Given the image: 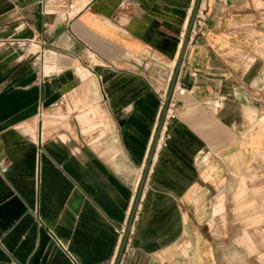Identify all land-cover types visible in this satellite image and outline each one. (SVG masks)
<instances>
[{
  "label": "crops",
  "instance_id": "obj_1",
  "mask_svg": "<svg viewBox=\"0 0 264 264\" xmlns=\"http://www.w3.org/2000/svg\"><path fill=\"white\" fill-rule=\"evenodd\" d=\"M194 3L0 0V264H116ZM198 9L118 264H264V0ZM83 80L114 140L35 133Z\"/></svg>",
  "mask_w": 264,
  "mask_h": 264
},
{
  "label": "rangeland",
  "instance_id": "obj_2",
  "mask_svg": "<svg viewBox=\"0 0 264 264\" xmlns=\"http://www.w3.org/2000/svg\"><path fill=\"white\" fill-rule=\"evenodd\" d=\"M25 45V44H24ZM28 46V45H26ZM27 52H34L36 49L29 47ZM78 61L84 65L92 64L88 62L86 57H78ZM95 80V79H94ZM86 80L82 83H88L87 96L76 88L74 91L68 93L65 97L61 98L57 104L52 107L41 109L39 115L33 121L34 132L36 133L39 123L43 130V139L58 138L66 133L76 136L80 140H88L92 145H95L105 138L106 140H114V132L107 114L101 110V105L98 100L97 84L94 81ZM82 84H80L79 88ZM81 88H84L83 86ZM87 88V86H86ZM90 89V90H89ZM89 95V96H88ZM91 106H94L91 107ZM92 108V109H91ZM89 109V110H87ZM97 112L93 113L94 110ZM87 110V113H86ZM83 111V112H82ZM48 123L47 125H44ZM93 125V127H90ZM87 128V130H86ZM101 148V147H99ZM107 154V150H101V153ZM136 177V176H135ZM133 179V184L135 178Z\"/></svg>",
  "mask_w": 264,
  "mask_h": 264
},
{
  "label": "water",
  "instance_id": "obj_3",
  "mask_svg": "<svg viewBox=\"0 0 264 264\" xmlns=\"http://www.w3.org/2000/svg\"><path fill=\"white\" fill-rule=\"evenodd\" d=\"M199 4H200V0H195L192 13L190 15V18L188 20V23H187V26H186V29H185V32H184V36H183V40H182V43H181V47H180V50H179V53L177 55L176 62H175V70L173 72L171 84H170L168 92H167V94L165 96V99H164V102H163L164 103L163 110H162L159 122L157 124V128H156L155 134L153 136V140L151 142L150 149H149V152L147 154V157H146V160H145V163H144V166H143V170H142L141 176L139 178L137 195H136V198H135V202H134V206H133L132 212L130 214L129 222L127 224L126 230H125L124 235H123V240H122V244H121V247H120V252H119L116 264H118V262L120 260V257L122 255L123 248H124V246L126 244V241H127V238H128V234H129V231H130V227H131V223H132V220H133V217H134V214H135V211H136V208L138 206L139 199H140L141 191H142L143 186L145 184V181H146V178H147V175H148V171L150 169V165H151V163L153 161V156L155 154V150H156V147L158 145V141H159L161 130H162L163 119H164V116H165V113H166V110H167V107H168V104H169V100H170V97H171V94H172V91H173V88H174L177 72L179 70V67L181 65L183 56L185 54V51H186V48H187V44L189 42L190 33H191V27H192L193 21L195 19L197 10L199 8Z\"/></svg>",
  "mask_w": 264,
  "mask_h": 264
},
{
  "label": "built area",
  "instance_id": "obj_4",
  "mask_svg": "<svg viewBox=\"0 0 264 264\" xmlns=\"http://www.w3.org/2000/svg\"><path fill=\"white\" fill-rule=\"evenodd\" d=\"M204 29V16H203V13L202 11H200L199 9L197 10V13H196V16H195V19L193 21V24H192V27H191V33L190 35L192 34H199V33H202ZM5 41L4 38H2L0 36V43H3ZM181 92L183 91V89L180 90ZM164 100L162 101V104H163ZM174 116V112L173 110L170 109V107H167V110H166V113H165V116H164V119H163V123H162V128L165 127L166 125V122L167 120L170 118V117H173ZM161 132H163L161 130ZM162 134H160V138H161ZM159 138V139H160ZM124 232H125V229L123 228L120 233H119V236L120 238L124 235ZM49 234L50 236L53 238L54 242L62 249L65 251V253L72 259L74 260L73 256L71 255L70 251L68 250V247H67V242H64L62 240H60L59 238L56 237V235L52 232V231H49ZM13 264H16L15 262Z\"/></svg>",
  "mask_w": 264,
  "mask_h": 264
},
{
  "label": "bare ground",
  "instance_id": "obj_5",
  "mask_svg": "<svg viewBox=\"0 0 264 264\" xmlns=\"http://www.w3.org/2000/svg\"><path fill=\"white\" fill-rule=\"evenodd\" d=\"M20 47H25V49H27L28 47L26 46V45H24V44H20L19 45ZM27 55V54H26ZM159 142V141H158ZM140 176H141V174H140ZM140 176H139V178H140ZM138 183H139V179H138V182H137V186H138ZM137 186H136V188H137Z\"/></svg>",
  "mask_w": 264,
  "mask_h": 264
}]
</instances>
